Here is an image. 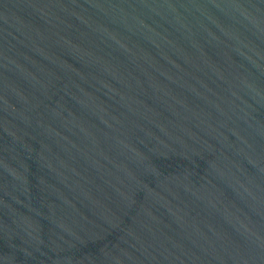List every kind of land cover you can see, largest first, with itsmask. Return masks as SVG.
Instances as JSON below:
<instances>
[{"label": "water", "instance_id": "obj_1", "mask_svg": "<svg viewBox=\"0 0 264 264\" xmlns=\"http://www.w3.org/2000/svg\"><path fill=\"white\" fill-rule=\"evenodd\" d=\"M0 264H264V0H0Z\"/></svg>", "mask_w": 264, "mask_h": 264}]
</instances>
